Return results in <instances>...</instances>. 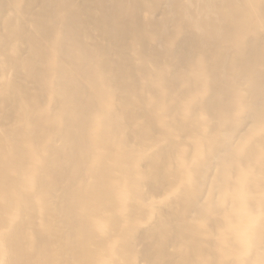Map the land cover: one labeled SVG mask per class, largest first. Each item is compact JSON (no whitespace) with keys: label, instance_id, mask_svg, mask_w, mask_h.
Here are the masks:
<instances>
[{"label":"bare ground","instance_id":"6f19581e","mask_svg":"<svg viewBox=\"0 0 264 264\" xmlns=\"http://www.w3.org/2000/svg\"><path fill=\"white\" fill-rule=\"evenodd\" d=\"M0 264H264V0H0Z\"/></svg>","mask_w":264,"mask_h":264}]
</instances>
